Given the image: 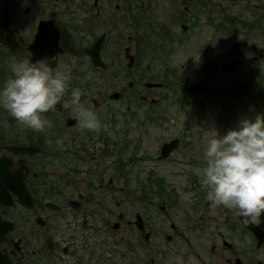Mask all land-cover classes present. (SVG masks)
<instances>
[{
  "label": "flooded vegetation",
  "instance_id": "1",
  "mask_svg": "<svg viewBox=\"0 0 264 264\" xmlns=\"http://www.w3.org/2000/svg\"><path fill=\"white\" fill-rule=\"evenodd\" d=\"M12 50L50 58L69 87L32 141L0 127V264H264V214L214 209L200 183L207 141L264 115V0H0V63ZM103 83L127 99L128 140L111 93L80 96L97 132L70 106L72 90Z\"/></svg>",
  "mask_w": 264,
  "mask_h": 264
},
{
  "label": "clouds",
  "instance_id": "2",
  "mask_svg": "<svg viewBox=\"0 0 264 264\" xmlns=\"http://www.w3.org/2000/svg\"><path fill=\"white\" fill-rule=\"evenodd\" d=\"M49 64L50 58L13 63L12 75L0 85V108L34 132H44L50 126L43 114L55 108L69 87L67 77L53 73ZM80 95V90L74 89L70 100L80 128L97 132L101 123L81 103ZM203 158L200 183L210 206L259 223L264 214V115L239 119L223 135L216 132L207 141Z\"/></svg>",
  "mask_w": 264,
  "mask_h": 264
},
{
  "label": "rangeland",
  "instance_id": "3",
  "mask_svg": "<svg viewBox=\"0 0 264 264\" xmlns=\"http://www.w3.org/2000/svg\"><path fill=\"white\" fill-rule=\"evenodd\" d=\"M18 21H19V16H18ZM8 53H5V55H7ZM183 54V53H182ZM23 54H22V52L21 51H16V53H14V54H12V56H10V57H8V59L10 60V59H12V62L11 63H9V67H10V69H11V65L13 64V63H15L16 61H15V59H17L18 57L17 56H19V60L20 61H23V58L21 57ZM184 58H186V56L185 55H182L181 57H180V59L179 60H177V61H175V62H172V64L173 65H175V66H177V67H179L183 62H182V59H184ZM13 61H15V62H13ZM184 64V63H183ZM163 68V65H160V63L159 64H157V66H156V64H154V63H152V65H150V67L148 68V70H147V72H146V74H148V78H149V71H151V70H153V69H155V70H160V69H162ZM182 71H184V72H186V67H184L183 69H182ZM11 72V71H10ZM12 74L11 73H9V77L11 76ZM5 79H8V78H5ZM100 87L99 88H97V86L96 85H94V86H92V89H88V90H84L85 88H81V89H79L80 90V92H81V95H83V96H86V97H89V99H92V98H95L96 99V97H97V90L98 89H100V91H101V93H110L112 90H118L119 89V87L118 86H115V87H112L111 86V89L109 90L108 89V87H107V85L106 84H102V85H99ZM82 90H83V92H82ZM162 91H164L163 93L165 94L164 96H165V98H164V101L162 102V104H164L165 106H169L170 108H169V110H168V112H167V115L169 116V118H168V120H167V122H170V121H173V120H176V118H175V116H174V107H172V105H173V100H172V96H171V94H170V91H171V89H169V90H164V89H161V90H155V91H153V94H152V96H154L156 93H161ZM80 95V96H81ZM110 100V99H109ZM110 103L113 105V106H111V108L112 109H114V110H117L118 111V126L121 128V125H122V123H123V121L122 120H125L124 119V117L125 116H121V113H123L126 109V107H127V99L125 98V97H123L121 100H117L116 102H114V101H110ZM93 105H91V108L93 109V107H92ZM145 106V104H140V101H138V102H136V103H131L130 104V107H144ZM139 116H142V114H138L137 115V117H139ZM135 118H136V116H135ZM12 119V117L10 116V114L6 111V110H4V109H2V108H0V127H2V129H4V130H6L8 133L9 132H14L15 131V129H19L20 130V132H21V134L25 137L26 136V138L27 139H31V136L34 134V131H32L31 129H27V128H25L24 126H22L21 124H19L17 121H15L14 122V124H12L11 123V120ZM184 119V118H183ZM130 126L131 127H133L132 126V123H130ZM176 127H177V125L176 124H173V126H170L167 130H169V131H171V132H173L174 131V129H176ZM157 131V130H156ZM26 132H28L27 134H26ZM132 133H130L131 135H133L135 132L134 131H131ZM26 134V135H25ZM171 134H173L174 135V133H171ZM170 134V135H171ZM134 136V135H133ZM33 137V136H32ZM154 138H157L158 136H153ZM120 138H121V140H124V138H126L127 139V137H126V135H120ZM144 138V140H146L147 142H145L144 143V141L142 142L143 143V145L141 146V148L140 149H142V147L144 146L145 148H147L148 147V145H150V144H152V142H148V141H150L151 139L149 138V137H146V136H144L143 137ZM128 140V139H127ZM121 156H122V158H124V157H128L129 155H128V151H126L125 152V150L123 149V144L121 145ZM124 162V161H123ZM142 166V168H141V170L142 171H146L147 170V166L146 165H141ZM165 165H162V167H164ZM176 167H178L177 165L175 166V167H173V166H170V168L171 169H175ZM123 170L124 171H126L127 172V166H124V168H123ZM134 171V168H131L130 166H129V169H128V172L130 173V172H133ZM176 177H179V175H176L175 177H173L172 179L173 180H175L176 181Z\"/></svg>",
  "mask_w": 264,
  "mask_h": 264
},
{
  "label": "water",
  "instance_id": "4",
  "mask_svg": "<svg viewBox=\"0 0 264 264\" xmlns=\"http://www.w3.org/2000/svg\"><path fill=\"white\" fill-rule=\"evenodd\" d=\"M28 151H31L30 149L27 148Z\"/></svg>",
  "mask_w": 264,
  "mask_h": 264
}]
</instances>
